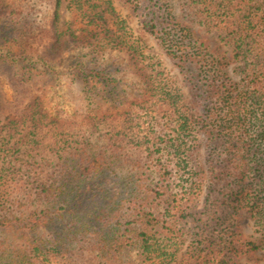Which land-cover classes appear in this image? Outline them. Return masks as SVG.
<instances>
[{
    "label": "trees",
    "instance_id": "obj_1",
    "mask_svg": "<svg viewBox=\"0 0 264 264\" xmlns=\"http://www.w3.org/2000/svg\"><path fill=\"white\" fill-rule=\"evenodd\" d=\"M50 1L51 49L77 32L150 66L145 99L125 114L143 111L147 122L131 137L124 128L94 136L92 127L58 130L34 105L5 117L0 235L11 241L0 244V264H241L243 256L264 252V0H178L181 19L194 16L224 34L235 79L169 0H70L76 24L65 32L58 27L63 0ZM116 6L156 40L200 101L202 118L184 113L170 82L144 65ZM2 44L5 63L26 61L28 54ZM37 69L36 61L20 66V81L31 82ZM75 69L85 99L112 97V80ZM101 137L104 146L96 143ZM43 153L61 161L58 172L41 171L51 168ZM244 217L257 243L242 238Z\"/></svg>",
    "mask_w": 264,
    "mask_h": 264
},
{
    "label": "rangeland",
    "instance_id": "obj_2",
    "mask_svg": "<svg viewBox=\"0 0 264 264\" xmlns=\"http://www.w3.org/2000/svg\"><path fill=\"white\" fill-rule=\"evenodd\" d=\"M69 2L70 0H63L60 7L58 27L62 32L67 28L74 29L76 24L73 5ZM169 3L177 17H184L178 0H169ZM116 11L126 21L131 37L139 42L145 58L144 65L151 64L165 81L170 82L179 95L184 113L192 120L202 118L200 101L177 68L164 55L156 40L140 32L136 20L128 17L120 6H116ZM51 16L50 0H0V45L7 41L15 54H28L26 61L20 60V63L11 66L3 61L5 50L0 49V123L5 117L22 115L27 105H34L43 110L46 116L44 122L56 121L60 131L64 129L83 133L92 127L90 130L94 134L97 132L94 136H103L111 128L120 131L124 128V135L128 137L142 133L147 122L145 113L142 111L130 116L125 114L128 110L134 111L135 104L145 99L144 78L149 74L150 66L143 68V64L137 63L128 53L111 49L105 42L77 38V32L74 37L62 38L63 43L56 50L51 49L47 45L50 43L48 25ZM181 20L188 26L193 38L204 43L210 54L224 59L228 64V72L235 79L233 70L236 64L232 63L230 46L222 40L224 34L200 24L194 16ZM34 61L37 62V75L31 82L20 81V66ZM45 65L49 68L42 71ZM79 65L87 70L99 71L106 79L112 80L110 88H113V95L110 99H85L81 82L73 77L75 68ZM124 118L126 122L123 121ZM105 139L101 137L96 141L97 145L104 146ZM196 144L199 145V155L202 156L201 136H197ZM43 154L44 158H49L48 167L51 168L45 167L41 171L44 174L58 172L61 161L50 154ZM31 163L32 161L26 167L32 169ZM239 230L243 239L257 243L258 236L248 217H244L239 223ZM10 241V235H0V244ZM241 264H264V252H255L251 257L243 256Z\"/></svg>",
    "mask_w": 264,
    "mask_h": 264
}]
</instances>
